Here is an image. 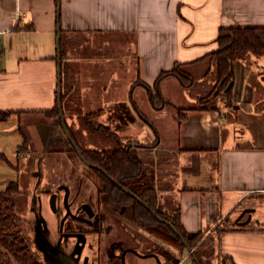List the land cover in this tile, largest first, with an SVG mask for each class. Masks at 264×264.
<instances>
[{"label": "crops", "instance_id": "obj_1", "mask_svg": "<svg viewBox=\"0 0 264 264\" xmlns=\"http://www.w3.org/2000/svg\"><path fill=\"white\" fill-rule=\"evenodd\" d=\"M231 27H264V0H0V110L12 113L13 157L19 147L37 156V171L22 169L35 187L41 162L74 154L63 119L43 113L56 102L58 62L60 73L70 63L94 126L155 141L139 154L162 210L179 209L187 232L218 230L215 264H264V107L249 80L264 60L235 62L237 110L191 107L200 92L174 77L159 81L163 108L146 89L176 65L207 64L219 30Z\"/></svg>", "mask_w": 264, "mask_h": 264}, {"label": "rangeland", "instance_id": "obj_2", "mask_svg": "<svg viewBox=\"0 0 264 264\" xmlns=\"http://www.w3.org/2000/svg\"><path fill=\"white\" fill-rule=\"evenodd\" d=\"M251 57L256 56L246 54L241 60L248 61ZM256 59L263 61L264 54ZM209 64L210 58L207 64L196 67L176 66V70L186 77L182 87L193 96L200 92L195 95L191 107L216 108L220 102L231 110H237L238 107L224 95L215 73L206 75L208 71L211 72L208 70ZM249 80L258 88L256 101H260L256 106L261 109L264 107V87L260 86V82L264 80V68L256 70ZM153 90L154 87L149 88L155 94ZM174 93L176 90L168 96ZM62 119L65 127L77 129L76 115L62 111ZM10 125V121L0 124V189L9 181V184L18 185L16 173L21 170L18 175L19 193L23 188L27 190L17 194L13 211L19 234L26 240L38 264H194L198 257L215 264L212 235L218 232L216 228L208 237H205L206 231H201V240L191 248L192 251H188L136 227L128 216L119 215L98 204L95 173L75 153L56 159L47 157L40 165V174L44 176L45 173L42 186L34 187V179H30L28 172L22 169L37 171V156L19 147L17 155L13 157L16 146L14 137L8 135ZM120 138L122 143L136 142ZM144 145V149L150 152L155 141ZM24 183L25 187L22 185ZM52 194L56 195L54 208ZM174 210L171 208L166 212L173 213ZM10 260V264H16L13 259ZM217 264L222 263L219 261Z\"/></svg>", "mask_w": 264, "mask_h": 264}, {"label": "trees", "instance_id": "obj_3", "mask_svg": "<svg viewBox=\"0 0 264 264\" xmlns=\"http://www.w3.org/2000/svg\"><path fill=\"white\" fill-rule=\"evenodd\" d=\"M216 42L217 48L209 56L213 71H208L206 75L215 73L224 95L231 99L232 86L228 87L234 81L235 62L246 54L256 57L264 54V27L221 28ZM61 58L64 59L63 54ZM176 66L158 78L153 86L155 94L146 87L149 101L155 109L166 106L159 91L161 78L174 77L183 86L182 81L186 77L183 72L176 70ZM77 72L74 65L63 63L60 95H57L53 108L43 113L49 118H60L59 99L63 112L76 115L77 129L66 126L65 130L73 145V153L78 154L83 163L95 173L98 204L119 215L128 216L136 227L150 234L178 244L181 248H193L201 240L203 233L187 232L180 223L179 209L168 213L159 206L156 190L147 177L144 161L139 154V150L144 149L145 145L138 142L122 143L121 138L107 126L93 125L92 120L98 113H82ZM11 114L10 111L0 110V123L7 121ZM17 194L19 189L15 183H10L0 192V264H10V259L16 264H38L17 229L13 211ZM193 262L209 264L199 257Z\"/></svg>", "mask_w": 264, "mask_h": 264}, {"label": "water", "instance_id": "obj_4", "mask_svg": "<svg viewBox=\"0 0 264 264\" xmlns=\"http://www.w3.org/2000/svg\"><path fill=\"white\" fill-rule=\"evenodd\" d=\"M58 43H59V41H57V45H58ZM232 85L233 84L231 83L228 88H230ZM60 92H61V73H60V63L58 62V79H57V94H58V96L60 95ZM58 109H59V112H60V118L62 119V111H61V106H60V100L59 99H58ZM63 127H64V130H65V126H63ZM66 135H67V133H66ZM67 137H68V135H67ZM52 204H53V208H54V197H53ZM186 249L188 251H192L190 247L186 246Z\"/></svg>", "mask_w": 264, "mask_h": 264}]
</instances>
